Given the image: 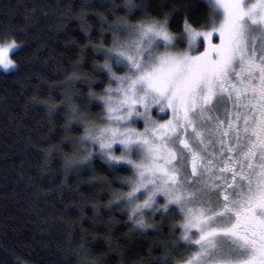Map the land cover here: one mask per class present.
<instances>
[{
    "label": "snow or ice",
    "instance_id": "1",
    "mask_svg": "<svg viewBox=\"0 0 264 264\" xmlns=\"http://www.w3.org/2000/svg\"><path fill=\"white\" fill-rule=\"evenodd\" d=\"M128 2L130 5L131 0ZM216 6L223 10V21L202 33L192 29L185 13L184 31L189 44L200 35L206 44L197 55L165 50L145 56L156 38L171 40L166 22L139 21L133 27L127 14L117 16L106 29L112 34L111 43L101 46L105 54L102 67L115 81L98 96L108 122L86 132L110 161L126 159L111 151L116 143L144 146L146 160L133 164L136 178H120L130 185L129 197L159 179L161 183L143 205L149 206L157 192L179 202L180 197L173 195L180 183L178 178L184 185L191 180L188 186H196L202 203L217 214L235 217L228 235L254 248L255 255L248 264H264V41L257 46L252 37L249 44V22L264 33V0L253 4L246 0H216ZM111 11L115 15V9ZM122 29L126 33L123 40ZM214 32L219 33V44L212 43ZM113 55L117 64L124 65L123 72L113 71ZM9 63L5 45L0 47V64ZM228 102L235 109L234 120ZM153 105L162 112L171 110V117L163 123L156 121ZM222 107L223 117L219 114ZM241 119L242 128L237 123ZM141 120L142 130L138 127ZM249 132L251 135H247ZM233 135L235 144L231 143ZM245 136L247 145L242 143ZM257 154L260 163L255 165ZM200 219L201 212L190 216L185 227Z\"/></svg>",
    "mask_w": 264,
    "mask_h": 264
},
{
    "label": "trees",
    "instance_id": "2",
    "mask_svg": "<svg viewBox=\"0 0 264 264\" xmlns=\"http://www.w3.org/2000/svg\"><path fill=\"white\" fill-rule=\"evenodd\" d=\"M46 2L59 8L57 16L63 17L64 21L63 30L53 38L47 31L48 19L40 15ZM124 2L0 0V31L11 29L18 39L27 41L14 54L19 61V70L0 73V264H60L57 244L62 236V226H57L54 221L42 222L45 207L33 204L36 197L27 182L33 172L32 165L39 158V153L27 140L43 126L42 110L37 106L25 114L22 106L37 86L44 94L50 90L49 85L61 81L65 73L79 74L84 71L76 69L73 72V63L85 57L92 61L94 54L91 49L85 50L86 45L108 46L104 44L106 37L111 38L106 31L107 22L124 16L125 13L119 11ZM113 8L115 15L111 11ZM146 12L161 16L170 13V33L184 37L183 46L178 45L181 50L188 40L184 31L186 12L195 31L217 26L221 19L210 0H147V5L136 11L132 22H139ZM25 27L27 31H21ZM40 41H46L47 47L38 52L37 59H32ZM57 64L62 65L65 71L55 70ZM84 67H90L87 61ZM84 74L90 75L86 71ZM101 75L103 78L104 74ZM41 76L45 78L43 82ZM94 167L110 178L118 177L111 179V188L100 194V199L106 200V205L111 204V208L101 210L103 217L97 231L103 233L109 222L116 221L112 231L124 249L128 264H139L141 260L144 264H180L191 257L197 247L190 242V236L185 235L183 218L176 208L163 211L156 205L149 211H136L137 214L132 215L124 199L128 196L130 185L120 180H134L131 169L110 163L106 165L100 158L94 161ZM71 185L59 197L50 198L52 203L47 208L48 212L58 214L68 205V215L76 217L77 207L71 204L79 201L82 206L91 198L93 189L104 187L98 183L83 185L74 178ZM158 219L163 221L160 230L155 228L158 221L154 220ZM81 223L85 229L90 227L87 220ZM91 246L100 250L103 241L97 240ZM110 259L115 260V257Z\"/></svg>",
    "mask_w": 264,
    "mask_h": 264
},
{
    "label": "clouds",
    "instance_id": "3",
    "mask_svg": "<svg viewBox=\"0 0 264 264\" xmlns=\"http://www.w3.org/2000/svg\"><path fill=\"white\" fill-rule=\"evenodd\" d=\"M146 5L147 0H131L130 5L128 0H125L119 11L127 14L129 25L135 27L138 22L133 23L132 18L139 8ZM129 7H131L130 11ZM59 11L58 7L49 5L47 2L40 10V15L48 19L46 27L52 34L50 38L57 36L63 30V17L57 16ZM146 13L147 15H144L140 21L166 22L170 30V16L167 13L162 16ZM115 20L116 18L108 21L107 28ZM21 31L26 32V27ZM110 35V40L105 38V45L111 43L112 34ZM125 36L126 33L122 29L121 40ZM183 39V36L175 35H172L168 42L156 38L145 52V56L149 52L153 55L165 50L174 52L177 45L183 46ZM25 43L27 41L18 39L16 32L11 29L0 31V47L8 46V59L11 61L7 65L0 64V73L7 74L19 70V61L14 54L24 47ZM46 47V41L38 42L31 58L37 59L38 52ZM88 49H91L94 54L92 61L89 62L86 57L79 58L72 65L73 72L76 69L84 71L79 74L65 73L64 78L56 84L49 85L50 90L44 94L39 92L37 86L22 106L25 114L34 107H40L43 120V126L27 140V143L39 153V158L32 165V175L28 177L27 182L36 197L33 204H43L45 207V212L41 215L42 222L54 221L57 226H62V236L57 244L61 257L60 264H128L124 249L115 239L112 231L116 221L109 222L103 233L97 231V225L103 217L101 210L111 208V204L106 205V200L100 199V194L111 188V179H118V177L110 178L95 169L94 161L97 158L106 165L108 162L101 154L99 143L92 140L86 130H96L108 122L103 102L98 99V96L105 94L106 87L109 84L114 86L115 81L110 80L107 70L102 67L105 60L103 48L100 45H86L85 50ZM86 61L90 65L88 68L84 67ZM115 61L116 57L112 56L110 62L113 71L123 72L124 65L117 64ZM55 70L65 71L60 64L56 65ZM85 71L90 75H85ZM101 74H104L103 78ZM40 80L43 82L45 78L41 76ZM90 92H95L97 95H90ZM157 108L158 105H153L152 111L154 112ZM73 178L83 185L91 186L98 183L104 187L93 189L91 198L87 199L82 206L79 201L71 204L77 207L76 217L68 215V205L58 214L48 212L47 208L52 203L50 198L59 197L64 190L71 188ZM83 220L89 221V228H83L81 223ZM154 221H158L155 228L160 230L163 221L159 219ZM97 240L103 241V247L100 250H94L91 246ZM113 256L115 260L110 259ZM139 264H144V260H141Z\"/></svg>",
    "mask_w": 264,
    "mask_h": 264
},
{
    "label": "rangeland",
    "instance_id": "4",
    "mask_svg": "<svg viewBox=\"0 0 264 264\" xmlns=\"http://www.w3.org/2000/svg\"><path fill=\"white\" fill-rule=\"evenodd\" d=\"M210 1L220 14L221 23L224 18L223 10L216 6V0ZM246 2L248 4H253L256 3L257 0H246ZM219 24L214 27H218ZM249 27V44L251 43L252 37H255L257 46H259L260 42L264 41V33H262L256 25H252L251 22H249ZM212 28L213 27L204 31H210ZM204 31L198 32L202 33ZM212 43H220L218 32L213 33ZM205 47L206 44L203 43V36L200 35L197 36L194 41H192L191 45L189 44L188 37L185 48L181 50L177 45V48L174 52L178 55H182L185 52H188L190 55H197L203 52ZM227 107L233 111L232 119L234 120L235 109L233 108L232 103L228 102ZM219 114L223 117V107L221 108V112ZM171 115L172 113L169 109H165V111L162 112L157 108L154 112L152 111L153 118L160 123H163L165 120L169 119ZM237 123L242 128L244 121L241 119L240 121H237ZM138 127L141 130L143 129L144 124L142 120L138 122ZM225 127H227V124H225ZM247 135H251V133L249 132ZM252 139H255V137L253 136ZM247 142V137L245 136L242 140V143L243 145H247ZM231 143H236L234 135L231 139ZM111 151L116 155H123L126 157V159L120 161H110L103 150L101 154L104 158L106 157L105 159L110 164L115 166L129 167L132 171V174H134V177L136 178L137 170L134 168L133 164L146 160V150L144 146L139 143H131L125 147L119 143H116L113 145ZM253 163L255 165L260 163L259 154L253 158ZM187 171L189 175H191L190 166L188 167ZM161 175L162 174L159 173L157 174V176ZM178 180L180 183L178 184L177 188L173 190V195L180 197L179 202L175 200H169L167 197H165V195L157 192L152 198L149 206L146 207L143 205V200L148 197L149 193L152 192L159 183H161V181L158 179L154 181V183L147 184L144 188H141L139 191L134 193L132 197L127 195V197L125 196L126 198L124 197L131 214H137L136 211H149L156 205L159 210L163 211L172 208H176L178 210L183 218L182 227L185 231V235L190 236V242L195 243L197 247L195 248L196 251L191 255V257L180 264H248V261L255 255L254 248L250 244L240 242L228 235V229L235 222V217L231 215L215 213L209 205L202 203L199 196L196 195V186H188L192 184L191 180L188 181L187 185L183 184L182 178H178ZM189 193H193V195H190ZM200 212L201 219L199 222L185 227V225L189 224V217H194Z\"/></svg>",
    "mask_w": 264,
    "mask_h": 264
}]
</instances>
